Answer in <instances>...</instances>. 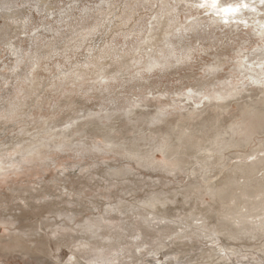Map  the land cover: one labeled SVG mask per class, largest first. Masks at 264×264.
<instances>
[{"label":"rangeland","instance_id":"374dc122","mask_svg":"<svg viewBox=\"0 0 264 264\" xmlns=\"http://www.w3.org/2000/svg\"><path fill=\"white\" fill-rule=\"evenodd\" d=\"M7 1L10 0H0V113L8 109L7 114L0 115V148L3 149L15 138L27 141L34 135L47 132L50 127L62 126L76 118V115L81 116L82 110L86 108L98 110L102 106H111V99L113 96L115 98V95L120 101L119 105H122V102H125L123 99L127 98L129 103H133L134 100H139L140 95L150 91L169 92L183 89L184 92L194 85L193 78L203 76L202 70L205 67L201 65L214 62L212 58L216 55L215 51H220L223 47L220 44L222 35L218 30L216 38L213 37L216 31L203 29V22L199 19L205 16L204 9L197 6L202 0H12V4L10 2L8 4ZM257 2L259 0H255L256 4ZM5 4L8 7L6 10ZM4 12L11 13V18L7 19L5 15H1ZM22 12L32 14L33 20L29 28L35 24L36 26L29 34L33 36L36 31L40 32L38 38L30 41L26 34H20L21 29L18 26L22 22L21 18L25 17ZM63 12H66L67 16L60 19L59 17L64 15ZM44 18L47 24L42 22L38 26ZM129 22L131 24H128ZM179 25L196 30L191 37L184 39L186 46H179L176 49L174 46L180 42L175 38ZM4 31L7 32L6 37L3 36ZM11 43L23 46L21 56L20 54H17L19 57L14 56V52L11 54ZM94 45L97 50L90 47ZM188 50L195 53L193 56L198 64L190 67L181 64V68L174 69L175 61L180 59L183 61L182 55ZM204 50L207 52L203 54ZM165 60H168L167 64H163ZM97 61L98 69L93 70L91 65ZM229 64L225 68L227 74L232 68V63ZM152 65H157V70L155 68L150 70ZM104 71H107L108 75ZM18 73L22 76L14 78L13 75ZM23 76L28 82L24 81L22 84L20 81ZM109 77L115 79L110 89L108 88L107 92L104 88L99 90L98 83ZM94 87L97 88L95 91L99 92L88 96L91 93L88 90H94ZM149 97L146 96L147 99ZM178 99L184 97L178 96ZM169 100L167 102L164 99L163 104L159 106L167 107L166 104L171 106ZM190 104L192 105L191 102ZM147 105L151 110L158 107L154 102ZM178 106L181 107L179 104ZM236 115V107L222 116L211 114L206 125L205 140L227 135L225 128L235 122ZM150 119V115L142 113L130 122L120 121L113 138L122 141L128 150L135 148L134 150L138 149V153L153 154L159 161L161 159L159 154L151 151L152 141L161 140L175 132L183 123L171 114L168 119L154 126L150 124ZM187 128L189 130L191 126ZM260 131L253 135L251 144L245 148L248 152L254 150V144L258 140H263L264 134ZM74 137L72 138L74 143L79 144L78 136ZM75 151L66 150L64 155L59 154V157L55 158L56 165H51V168L34 166V169L26 170L21 176L11 174L0 183V221H6L8 226L13 224L15 234L8 235L9 240L17 238L29 252V256L21 258L16 248L6 249L5 244L3 246L8 251L0 249V264H99V260L62 249L63 247L55 246L54 243L69 233L73 235L86 233L87 229L81 227L86 218H95L102 214L101 212L110 210L112 211L110 215L114 217L112 208L118 204L126 206L123 212L128 220L142 219L145 212L142 209H134L142 202L156 200L166 202L170 207L172 205L171 214L174 213L172 221L175 222V225L171 223L172 232L195 204L198 207L200 202L211 203L206 196L202 197V201L198 199L197 192L201 186L200 189L196 187L192 190H188L187 187L192 182L202 185V176H212L215 172L217 174L215 168L201 169L195 166L196 178L192 179L191 172L181 174L143 167L131 158L116 153L98 157L96 154L83 155ZM61 170L63 176L59 175ZM53 186H64L70 191L68 203H65L63 198L62 200L50 198L49 207L44 208L42 205L34 207L30 200L33 195L41 196L50 191L57 197ZM29 187H32L30 189L32 195L27 190ZM12 189L15 191L12 192ZM26 202L28 206L24 205ZM70 210L76 214L78 212L77 216L71 214ZM82 211H86L87 215H81ZM53 212L75 216L76 224L67 226L62 219H56L60 223L57 228L51 227L47 229L50 231L44 233L43 220L46 217L50 218ZM67 237L70 238L69 235ZM31 242H34L33 246ZM204 242L194 238L192 240L194 246L180 244L176 249L173 248L172 252L174 251L176 257L181 258L184 264L205 263L199 256V253L205 252L209 246L204 245ZM184 243H187V240H184ZM261 245L264 246V238L251 241L243 237L238 238L233 242V247L240 249L241 253L239 257L235 254L227 263H264V258L261 259L264 254L256 250Z\"/></svg>","mask_w":264,"mask_h":264},{"label":"bare ground","instance_id":"6f19581e","mask_svg":"<svg viewBox=\"0 0 264 264\" xmlns=\"http://www.w3.org/2000/svg\"><path fill=\"white\" fill-rule=\"evenodd\" d=\"M9 2L12 4V0L7 1L8 4H10ZM199 2L196 3L199 4ZM235 2L236 0H220L221 5ZM248 2L250 1L248 0ZM6 6L7 4L4 5L5 10L8 8ZM255 6L257 8L256 12L250 10L242 12L239 14L240 19L229 23H224L226 17L222 13L219 16L204 14L205 16L199 19L203 22L204 30L219 31L218 33L222 35L220 44L223 47L220 51H215L216 55L212 58L214 62L201 65L205 67L202 70L203 76H198L197 79L193 78L194 85L184 90V92L183 89L169 90V92L167 90L150 91L140 95L139 100L136 99L133 103H129L126 100L127 98L123 99L125 102L123 101L122 105H119L120 101L114 93L115 98L113 96V99H111V106H102L98 110L86 108L82 110L81 116L78 115L79 117H77L76 115V118L71 116L73 119L62 126L50 127L47 132L43 131L34 135L27 141H23L22 138H15L10 141L6 148H0V183L9 178L11 174L21 176L26 170L34 169V166L51 168V165H56L55 158H58L59 154L64 155L66 150L72 151L73 149L77 153H83V155L85 153L96 154L100 157L116 153L131 158L143 167L181 174L191 172L192 179L196 178L195 166L201 169L210 167L217 170V174L215 172L212 176L203 175L201 178L202 185L196 184V182L188 184V190L196 187L200 189L199 186H201V189L197 192L198 199L202 201V197L206 196L211 203L204 204L200 202L198 207L195 204L185 214L183 221L176 224L179 230L176 227L174 230L177 231L172 230L171 232V229H173L170 228L171 223H159L162 220L172 221L174 213L171 214V207L173 206L170 207L166 202L151 200L140 203L137 208H134L142 209L145 212L142 219L139 220H136V218L128 220L123 212L126 206L118 204L112 208L115 214L114 217L110 215L112 214L110 210L101 212L102 214L95 218H86L81 226L87 229L86 233L81 232L75 235L69 233L67 235L70 238L67 235L64 236L62 239L57 240V243H54L55 246L87 255L99 260V264H157V261L160 264H184L182 259L177 258L172 250L180 244L194 246L192 240L195 238L199 242L205 241L204 245H209L206 250L204 249L205 252L199 253L200 259L205 261V263L199 261L201 264H226L228 259L230 260L235 254L239 257L241 253L240 249L233 247L235 240L240 237L248 241L264 238V138L254 144V150L248 152L245 149L251 144L253 135L256 132L261 130L260 132L264 134V11H261L259 2L255 3ZM205 11L213 13L215 9L209 5L203 12L205 13ZM22 13L25 14V17L21 18L22 22L18 26L21 29L20 34H26L30 41L38 38L40 32L36 31L33 36L29 34L30 30L36 26L35 24L32 28H29V24L33 20L32 14ZM65 13L63 12V17L61 15L59 18L62 19L67 16ZM1 15H5L7 19L11 18V13L4 12ZM44 20L46 19L44 18L43 21L38 23V26ZM194 23L197 24V22ZM44 24L47 23L44 22ZM178 27L180 28L176 31L175 38L181 43L179 42L174 48L186 46L184 39L191 37L194 30H196V28L189 26L179 25ZM87 28H89L88 25ZM126 33L128 34V32ZM216 34L217 31L213 37H216ZM166 35L164 34V36ZM3 36H7L6 31H4ZM7 46L9 47V43ZM22 47L17 43L16 45L11 43V54L14 52V56L19 57L17 54L21 56ZM90 47L97 50L96 45ZM191 51H185L182 55L183 61L179 58L182 63L174 58L177 60H174L176 62L174 69L181 68V64L188 67L198 64L193 56L195 53ZM206 52L204 50L203 54ZM221 56L227 57L221 59ZM98 62L91 65L93 70L98 69V65H96ZM229 62L232 63V68L227 74L225 68ZM167 63L168 60H165L163 64ZM113 65L115 64L113 63ZM157 65H152L150 70L156 69ZM161 65L158 66L161 67ZM106 72L104 71V73ZM13 76L18 79L22 74L20 76V73H18ZM122 79L124 78L122 77ZM24 81L28 82V79L23 76L20 82L23 84ZM113 82H115V79L112 77L102 79L98 83L100 87L98 89L104 88L107 92ZM130 85L132 86V83ZM96 89L94 87V90H88V92H91L88 96L99 92V90L95 91ZM146 96L150 97L147 99ZM178 96L184 97V99L179 100V98L177 100ZM164 99L167 102L170 99L172 105L168 106L165 103L167 107L159 106L163 104ZM196 99L197 101H195ZM183 101H187V103H183ZM151 102L157 104L158 107L153 110L148 109L147 103ZM234 107L237 109L236 120L225 128L227 130L225 134L227 135H219L206 141L204 138L206 135L204 134L210 115L222 116ZM3 112L0 115L7 114L8 109ZM142 113L147 116L150 115L152 126L168 119L169 114L183 123L175 132L164 136L161 140L152 141L151 151L159 154L161 158L159 161L154 158L153 154H141L137 152L138 149L134 150L135 148L128 150L124 147L122 141L113 138L120 121L130 122ZM188 126H191V129L188 130ZM73 135L78 136L79 144L74 143L72 138L75 137ZM238 135L240 136L236 137ZM230 151L231 153H229ZM73 154L76 156L75 153ZM95 158L97 157L95 156ZM31 188L29 187L27 190L32 195ZM52 188L57 193L56 199L62 200L63 198L65 203L70 200L68 195L70 191L66 187L53 186ZM14 191L15 189H12V192ZM46 196L47 194L33 195L30 198L32 205L34 207L40 205L44 208L49 207L51 205L49 199L52 197L47 196L46 198ZM22 201L24 200H20V202ZM24 205L28 206V202ZM70 213L75 214V216L78 214V212L76 214L72 210H70ZM75 216L56 214L50 218L46 217L43 220L45 226L43 225L42 230L47 233L50 231L47 229L57 228L60 223L56 219H62L64 224L72 226L76 224ZM11 233L15 234L13 224L8 226L6 221H0V249L5 251L10 247H14L18 251L17 253H20L21 258L29 256V252L26 251L24 245L17 238H14L15 242L14 239L9 240L8 235H11ZM72 239H76V241H71ZM46 240L49 241V239ZM184 240H187V243H184ZM211 242L213 244H210ZM5 244L6 249L3 246ZM33 245L34 242H31V246ZM250 248L256 249L255 247ZM256 250L259 251L258 253L264 254L263 245ZM263 258L264 256L261 259Z\"/></svg>","mask_w":264,"mask_h":264},{"label":"snow or ice","instance_id":"6c2138e0","mask_svg":"<svg viewBox=\"0 0 264 264\" xmlns=\"http://www.w3.org/2000/svg\"><path fill=\"white\" fill-rule=\"evenodd\" d=\"M259 3L261 5V11H264V0H259ZM211 6L213 9H215V12L213 13H208L205 11V14L207 15H217L219 16L221 13L223 14L226 19H224V23H229L233 20H238L240 19V15L242 12H246L248 10L252 12H256L257 8L255 6V0H251V2H248V0H236L235 3H227V4H220V0H202L201 3H199L197 6L201 9L207 8V6ZM191 91V90H190ZM84 169H81L83 171ZM59 175L63 176V170L60 171ZM67 194V193H65ZM83 195V193H81ZM47 196H51L52 199H56L57 197L53 192H48ZM46 196V198H47ZM89 207L91 206L90 203L88 205ZM53 216L56 215L55 212L52 213ZM81 215H87L86 211H82ZM91 219V217H89ZM87 223V222H86ZM155 223V222H154ZM159 223H173V221H160ZM91 230V229H89ZM171 239V237H169ZM157 264H160L159 261H157Z\"/></svg>","mask_w":264,"mask_h":264}]
</instances>
